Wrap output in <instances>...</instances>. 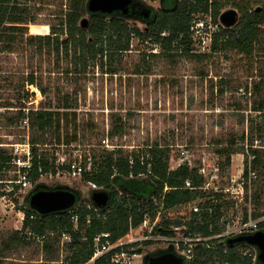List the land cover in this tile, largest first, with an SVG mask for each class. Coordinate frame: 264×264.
Segmentation results:
<instances>
[{"label":"trees","instance_id":"1","mask_svg":"<svg viewBox=\"0 0 264 264\" xmlns=\"http://www.w3.org/2000/svg\"><path fill=\"white\" fill-rule=\"evenodd\" d=\"M87 1L68 0L63 19H60L56 26H51L50 33L30 37V40L38 38L43 41L38 42V49L41 50L45 44L57 56L62 55L71 62L73 69H65V73L85 74L90 65L97 66L103 71L106 65L105 72L115 74L116 69L110 66V62L116 55L130 50L132 36L149 38L153 43L160 44L161 51L168 57L185 54L206 58L212 52L236 50L249 56L256 51L263 52L261 58H264V3L258 6L256 0L231 2L232 7L240 14L238 21L234 26L224 27L221 32L214 35L209 53L193 52L190 23L195 13H207L209 8L213 18L218 17L225 5L222 0L210 2L159 0V7L154 17L149 20L130 12L129 15L120 12L89 13L86 9ZM140 2L144 8L149 7L148 4ZM84 14L90 19L85 28L79 25V18ZM131 20L141 21L143 29L136 23H131ZM29 23H34V20L20 12L16 0H0V52H11L16 32L23 27L22 25ZM148 56L155 55L149 53ZM262 62L256 71L258 79L254 80L252 85V91L256 95L260 90L264 92V61ZM25 82L28 85H35L42 94H45L46 88L35 81L33 74L28 75ZM22 91L24 98L33 94L25 88ZM15 98H17L15 106L11 101L0 105L24 107L22 96L16 95ZM263 98L252 103V109L260 111V114L264 111ZM74 102L69 94L57 95L56 107L48 100L41 103L38 109L29 110L27 114L17 109L14 116L6 117V121L11 125L24 117L28 119L30 130L28 143L31 151V166L27 172L29 181H36L43 174H56L69 169L67 162L55 164L56 158L49 157L47 153L39 150L40 146L46 144L58 146L62 143L68 145L77 142L76 113L71 110L76 108ZM69 109L71 111H68ZM69 115L73 116V123L68 121ZM61 120L64 121L65 129L62 139ZM69 123L73 124L72 133H68ZM124 128L122 117L112 113L105 137L121 135ZM256 131L261 134L263 128L257 127ZM240 139L244 140L243 134ZM214 143L217 145L215 154L223 157L226 165L230 164L232 154L244 155L242 191L254 194V201L257 202L252 204L259 206L258 195H264V148L249 147L248 153H244V148L238 147L233 137H229L225 143L221 140H214ZM249 154L253 155L250 168L256 175L250 183ZM169 155L168 145L159 143L146 145L143 152L136 153L124 152L121 147L112 150L101 146L90 147L84 159L89 158L91 166L88 171L81 173V179L95 184L101 191L107 193L106 206L98 208L88 198H83L76 192L77 198L74 206L69 208L70 212L64 210L39 214L28 205L27 195L21 228L5 236L0 234V264L7 258L5 253L13 246L25 247L35 240L41 244L44 253L52 256L51 261H55V255L59 253V242L67 249L68 254L60 262L53 264H84L93 253V240L97 234L109 233L110 241L119 239L126 242L131 238L138 239L147 235L151 229L142 224L146 218H149L150 222L156 219L154 226L161 221L155 228L152 227V233L158 236L173 240L176 230L182 231V236L187 241L181 239L177 244L180 249L186 250L185 255H180L183 257V264H260L257 259L253 260L252 246L244 242L229 243L228 239L234 236L222 235L225 229L223 212L232 204L228 201V195H223L222 191L204 188L206 180L204 175L199 173V167H192L183 162L175 168H170ZM1 158L3 166L8 167L10 156L2 151ZM116 178L122 180L121 185L114 182ZM136 179H142L150 184L149 194L129 184ZM186 181H189V186H186ZM17 187L15 185V188ZM44 187L38 185L35 188ZM88 204L92 206L87 208ZM74 215L77 216L76 223L71 220ZM260 216L259 209H254L248 214L245 208L243 223L250 219L256 222V226L247 227L240 234L264 230V220L258 221ZM63 233L70 235L69 242H61ZM150 243L151 240L144 239L124 244L122 248L140 254L141 246ZM168 249L172 250V247ZM95 264L110 263L108 258H105Z\"/></svg>","mask_w":264,"mask_h":264},{"label":"rangeland","instance_id":"2","mask_svg":"<svg viewBox=\"0 0 264 264\" xmlns=\"http://www.w3.org/2000/svg\"><path fill=\"white\" fill-rule=\"evenodd\" d=\"M16 1L20 12L33 19L34 23L22 25L16 32L11 52H0V103L11 101L15 106V97L20 95L24 106L34 107V102H28L35 97V92L24 98L22 91L24 88L33 91L25 82L28 75L33 74L35 81L46 88L45 94L40 92L38 107L48 100L56 107L57 95L63 94H69L76 107L71 110L76 113L77 142L58 146L46 144L40 146L39 151L47 153L49 157H62L65 162L76 161L83 165L90 147L101 146L111 150L101 140L109 129L111 114L116 113L122 117L125 128L121 135L107 137L109 145L121 147L129 153L143 152L146 145L152 143L168 145L170 168H175L180 157L185 156L190 166L203 169L206 180L204 188L228 195V201L232 204L223 212L225 229L222 235L231 237L245 231L249 226L243 223L245 208L248 214L259 209L261 216L258 221L264 220V195H258L259 206H256L252 204L257 202L254 201V194L242 191L244 155L232 154L230 164L226 165L223 157L214 152L217 148L214 140L225 143L229 137L235 138L240 148H244L245 138L248 143L264 147V114L252 109L253 101L264 97L263 91L260 90L257 95L252 91L254 80L258 79L256 71L264 61L261 58L263 52L256 51L249 56L236 50H225L212 52L206 58L185 54L168 57L161 51L160 44L153 43L149 38L132 36L130 50L116 55L110 62V66L116 69L115 74L105 72L106 65L103 71L90 65L85 74L65 73V69H73L71 62L62 55L57 56L45 44L41 50L38 49L41 40H30V37L50 33L51 26H56L63 19L68 0ZM141 1L155 10L159 7V0ZM222 1L225 5L221 12L236 10L231 2L240 0ZM256 1L258 6L264 3V0ZM239 16L237 11V18ZM84 17L90 21L84 14L79 22ZM196 17L205 18V13L197 12L193 15V18ZM131 23H136L141 29L144 27L138 20H131ZM192 48L197 49L196 46ZM149 53L155 56H148ZM32 86L39 92L38 87ZM0 113V141L21 143L28 140L30 130L21 129L18 122L11 125L6 121V117L15 115V109H3ZM68 121L73 123L72 115L68 116ZM70 123L68 133L73 131V124ZM60 125L62 139L65 131L63 120ZM257 127L263 128L261 134L257 133ZM242 134L244 140L240 139ZM5 150L13 151L12 148ZM6 176L12 178L14 173L10 170ZM114 182L121 185L122 180L116 178ZM129 184L145 194L151 191L150 184L142 179L130 181ZM38 185L44 188L65 186L88 199L91 192V185L69 169L56 174H43L36 181H30L28 187L14 189L10 197L14 208L10 209L6 201H0L1 235L21 228L22 221L17 211H24L27 195ZM153 228L147 235L131 241L151 240L150 244L141 246L135 264H143L145 254L162 252L169 247L177 255L186 254V250L180 249L177 244L184 239L181 230H176L175 238L171 240L153 234ZM40 245L35 240L25 247L13 246L5 253L7 258L2 264H53L68 254L59 242V253L55 255L56 260L51 261L52 256L44 253ZM251 252L253 260H256L257 250L252 247Z\"/></svg>","mask_w":264,"mask_h":264},{"label":"built area","instance_id":"3","mask_svg":"<svg viewBox=\"0 0 264 264\" xmlns=\"http://www.w3.org/2000/svg\"><path fill=\"white\" fill-rule=\"evenodd\" d=\"M147 1V0H146ZM210 2V0H209ZM222 28L224 26L219 20V16L215 19L213 18L211 14V10L209 8V11L205 13V18L196 17L191 20L190 23V32H191V39L193 40V46H196L197 49H193V52L197 53H209L211 49V44L213 41L214 35L221 32ZM29 88L35 92V97L31 99L28 103L34 102L36 105L34 107H4L0 105V112L4 110H12V109H20L23 111V113L27 114L29 110H36L38 109V101L40 95V91H37V88H33L32 85H29ZM28 89V88H27ZM29 89V90H30ZM260 112V111H256ZM261 113V112H260ZM1 114V113H0ZM264 114V111H263ZM18 125L21 129L29 130V123L27 117H24L18 121ZM28 138V137H27ZM245 143L243 144L245 152L248 153L249 147L253 148H264L263 146H260L259 144H250L248 143L247 138H245ZM257 141V140H255ZM101 142L104 144L106 148H109L112 150L114 147L112 145H109L108 138L105 137L101 140ZM6 148H12L13 151L8 152L5 149ZM2 151H5L6 154L10 156V161H8V167L3 166V161L1 158ZM184 153H182L183 155ZM253 158V155H248V182L252 181L255 178V172L251 171L250 168V161ZM65 160L60 157L55 160V164H63ZM85 163L79 164L76 161H70L67 162V165L69 167V170L73 172V174L81 175L83 171H88L91 166V161L89 158H87ZM132 161L130 160V163ZM188 162V159L185 156H181L179 159V162L176 166L179 164ZM31 164V151L29 147L28 140L23 141L21 143H4L0 141V201H6L8 203L7 206H9L10 209L15 207V204L13 202V199L11 197V193L15 189V185L18 186L19 189H24L30 185V181L27 177V172L30 168ZM85 165V167H83ZM14 173V176L12 178H8L6 174L8 172ZM203 169L199 168V173L203 174ZM141 176V175H139ZM91 185V191H98L100 188H98L95 184L88 182ZM186 186H189V181H186ZM92 205L88 204L87 208H90ZM97 210V208H94ZM67 212H70L69 209H67ZM17 216H19V220L22 221L24 218V212L20 209L17 211ZM32 218V216H31ZM72 222L76 223L77 216L74 215L71 217ZM247 223L249 224L248 227H255L256 222L252 220H248ZM245 223V224H247ZM244 224V225H245ZM109 233L103 232L100 234H97L94 237L93 243H94V250L89 258V260L84 264H95L99 262L102 259L108 258L110 264H135V257H137V253H132L130 251L124 250L122 246L124 244H128L121 242L118 240L116 241H110L109 240ZM70 241V235L63 233L61 235V242H69ZM131 242V241H130Z\"/></svg>","mask_w":264,"mask_h":264},{"label":"water","instance_id":"4","mask_svg":"<svg viewBox=\"0 0 264 264\" xmlns=\"http://www.w3.org/2000/svg\"><path fill=\"white\" fill-rule=\"evenodd\" d=\"M135 0H88L86 9L89 13L112 14L120 12L126 14ZM150 10H144L142 15L147 17ZM219 20L224 27H232L237 21V11L229 9L222 11ZM88 24L86 17L82 18L79 25L85 28ZM77 194L65 186L53 188H34L28 195V205L39 214H48L64 211L74 206ZM108 195L98 190L91 191L89 200L98 208L105 207ZM228 242H244L257 250L256 259L264 264V230H256L247 234H238L228 239ZM183 257L167 249L162 252L148 253L143 256V264H183Z\"/></svg>","mask_w":264,"mask_h":264},{"label":"flooded vegetation","instance_id":"5","mask_svg":"<svg viewBox=\"0 0 264 264\" xmlns=\"http://www.w3.org/2000/svg\"><path fill=\"white\" fill-rule=\"evenodd\" d=\"M141 0H135L133 3H132V5L130 6V8H129V10H128V12H130V13H132V14H134V15H140V16H142L143 18H144V20H149V19H151L152 17H154V13L156 12V10L153 8V7H151V6H149V7H147V8H144L143 6H142V4H141V2H140ZM144 10H150V12H149V14H148V16L147 17H144L143 15H142V13H143V11ZM127 12V13H128ZM126 13V14H127ZM125 14V15H126ZM128 15H129V13H128Z\"/></svg>","mask_w":264,"mask_h":264},{"label":"bare ground","instance_id":"6","mask_svg":"<svg viewBox=\"0 0 264 264\" xmlns=\"http://www.w3.org/2000/svg\"><path fill=\"white\" fill-rule=\"evenodd\" d=\"M155 223H156V219H154L152 222H150V220H149V218H146L143 222H142V224L143 225H145V226H148L149 228H152L154 225H155ZM141 238V237H140ZM133 240H135V239H130V240H128V241H126V242H130V241H133ZM126 242H124V243H126Z\"/></svg>","mask_w":264,"mask_h":264}]
</instances>
